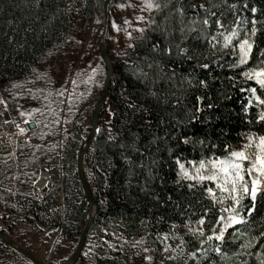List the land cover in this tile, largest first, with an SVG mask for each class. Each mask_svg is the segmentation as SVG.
<instances>
[{
    "label": "trees",
    "instance_id": "obj_1",
    "mask_svg": "<svg viewBox=\"0 0 264 264\" xmlns=\"http://www.w3.org/2000/svg\"><path fill=\"white\" fill-rule=\"evenodd\" d=\"M131 1L109 0V6ZM105 2L0 0V82L29 74L48 51L68 39L77 25L101 11ZM164 3L168 7L156 10L150 20L154 23L131 43L134 47L114 61L101 115L107 120L100 117L99 131L85 155L87 181L97 207L87 237L95 236L101 243L92 264H259L260 257L255 254L259 244L239 249L241 241L236 237L241 231L245 237L264 231V194L256 204L246 202L245 209L251 206L253 211L242 212L245 223L223 242H206V252L199 253L196 250L204 238L188 229L196 227L204 209H209L203 225L207 235L220 208L211 203L201 187L189 189L190 182L176 183L172 157L199 160L213 153L225 156V145L232 150L242 145L246 134H264V122L257 123L258 107L252 104L245 115L248 94L240 91L257 86L239 75L264 59V0ZM229 4L236 7L230 9ZM181 5L183 16L175 11ZM193 5L207 9L198 13L201 21L209 19L207 28L203 23H193L196 18L187 14ZM251 8L257 11L252 13ZM221 14L225 18L222 22L228 24V29L219 30L224 34L235 26L232 22L237 17L245 23L256 21L258 32L248 65L232 68L234 59L213 51L209 39L217 34L215 20ZM153 45L158 46L155 51ZM165 48H171L170 55L165 54ZM180 48L185 51L181 53ZM201 80L205 85L199 84ZM185 138L188 144L182 142ZM84 141L82 126L72 124L63 141L59 166L53 171V182L60 183L61 195L59 189H53L46 199L62 206L60 231L65 240L80 233L87 220L88 207L77 174V156ZM12 218L3 216L1 221L10 229ZM0 233L7 236L2 228ZM215 243L220 244L224 255L211 250ZM237 249L244 254L233 255ZM0 252L30 264L2 243ZM190 253H196L198 259ZM144 256L152 259L145 261Z\"/></svg>",
    "mask_w": 264,
    "mask_h": 264
},
{
    "label": "rangeland",
    "instance_id": "obj_2",
    "mask_svg": "<svg viewBox=\"0 0 264 264\" xmlns=\"http://www.w3.org/2000/svg\"><path fill=\"white\" fill-rule=\"evenodd\" d=\"M120 4H124L125 7L118 8L117 4L108 5L106 10L104 7L101 11L95 12L88 22L77 25L68 39L61 46L48 51L43 61L33 67L26 76L0 82V100L6 102V106L0 104V134L5 132L13 137V126L5 123L6 120L10 121L13 118L22 124H25L23 121L27 119L28 125L32 127L27 141L0 147V155L14 152L11 165L21 162L20 167L11 168L13 174L17 176L15 184L13 182L11 187L15 185L17 194L32 195L40 177L41 166L52 168L53 180V171L59 166L63 141L70 132L72 124L81 125L84 140L88 139L91 130V114L102 93L107 75L101 60L103 48L110 62L114 63L129 50L130 43L141 37L142 33L134 29L137 27L145 29L156 12V10L141 11L143 0ZM137 15L143 16L144 21L137 22L135 20ZM125 19L130 21V25L124 24ZM239 19L244 22L241 17ZM113 21L119 26L120 31L112 29ZM234 27L240 29V38H242L243 31L250 30L251 23L235 24ZM124 29L131 32V39L128 38ZM220 39L222 43V38ZM235 42L234 40L233 43ZM221 43L212 45L215 54L234 59L230 54L231 48L222 47ZM93 68L97 69V72L93 79L89 80L88 77L93 75ZM243 79L254 83L245 77ZM72 80L76 81L75 86L71 83ZM247 94L249 99V93ZM253 104H255L254 101ZM257 107L259 112L264 108V106ZM34 109L37 111H33ZM21 111L26 115L21 117ZM100 117L104 121L107 120L106 115ZM244 143H246V136L243 138L242 144ZM240 147L233 146L232 149L239 150ZM8 178L9 173L4 175L1 183L3 188L9 187ZM54 183L60 186L59 195H61L60 183L55 181ZM208 185L213 186L210 182ZM51 192L52 190L48 192L47 197ZM247 201H249L247 198L243 201L244 208L241 209V214ZM251 203L254 204V202ZM230 204L231 201L225 199L222 204L216 205L223 209ZM34 212L33 215L30 214L24 218H12L9 229L2 223L1 218L11 214L0 207V228L5 230L6 237L43 263H66L77 246L80 233L75 234L72 240L61 238L60 227L63 224L61 205L55 206L46 200L45 207L38 208ZM215 231L218 232L219 228ZM99 244L101 243L97 237H86L83 251L75 264H92V256L99 252L97 249ZM1 254L0 252V264H26L17 258Z\"/></svg>",
    "mask_w": 264,
    "mask_h": 264
},
{
    "label": "snow or ice",
    "instance_id": "obj_3",
    "mask_svg": "<svg viewBox=\"0 0 264 264\" xmlns=\"http://www.w3.org/2000/svg\"><path fill=\"white\" fill-rule=\"evenodd\" d=\"M171 0H169V3ZM131 7V5H129ZM230 9L236 7L235 4L227 5ZM116 7L123 8L124 4H117ZM162 7H168L167 3H164V0H143L141 11L147 10H161ZM200 10L207 11L204 5L199 6ZM175 11L183 16L185 14L183 6L176 7ZM250 11L255 13L256 8H251ZM192 13H197V8L195 5L192 7ZM215 15V13H211ZM225 18L223 14L220 17L216 18L215 24L217 28V35L209 39V43L215 46L217 43H222L221 46L225 48H231V55L234 57V62L230 65L232 68H238L249 64L250 59L252 58L253 49L255 46L254 37H256L258 29L256 26V21L252 20L250 30H244L241 37V31L238 27H233L228 31V34L225 35L224 32L219 31L220 29H228V24L222 22ZM137 22H143L144 17L137 15L135 16ZM193 23H203L205 28L210 25L208 18H204L202 21L197 17L196 20L192 21ZM99 23V21H97ZM149 23H154V21H149ZM234 24L244 23L237 17ZM125 25H130L128 19L124 20ZM111 27L115 31H120L119 26L113 21ZM137 32L143 33L144 28H135ZM195 31V29H192ZM126 35L129 39L132 38L131 32H128L124 29ZM183 31V30H182ZM236 41L233 43V41ZM129 48H133V44L128 45ZM157 45H153V50L155 51ZM171 48H165V54H171ZM179 51L183 53L185 50L180 48ZM151 67V65H149ZM201 67L207 68L208 64H202ZM97 69H92V76H89L88 79L92 80ZM141 75L146 76V73H141ZM239 75L245 77L248 81H253L254 84L258 87H249L247 89L241 88V92L247 91L249 93V99L247 104L244 106L243 111L245 115L248 114L249 106L253 104V101L257 106H264V60H260L259 64L256 67H249L242 70ZM71 83L75 86L76 81L72 80ZM200 85H205V81H199ZM15 86V85H14ZM259 89V94H258ZM63 95V93H59ZM71 95V94H69ZM200 98L197 97V100ZM0 104H5L4 100H0ZM130 108L133 105H128ZM37 111V110H33ZM195 111H200L197 107ZM111 115V112H109ZM26 113L21 111L20 116H25ZM30 115V113L28 114ZM25 124H29V120L23 121ZM264 122V108L258 113L257 123ZM9 123V121H5ZM19 132L23 134L27 129L20 127ZM99 131V129H97ZM184 144L189 143V139L185 138L182 141ZM202 143V142H201ZM212 147H215L213 145ZM223 151L226 153L225 156H217L214 153L208 156H203L199 160H192L183 158L181 156L172 157L173 162L176 167L177 181L179 184L181 181L190 182L187 184L189 189L195 187H201L206 193L207 198L215 206L216 204H222L225 199L231 201L230 206L224 207L223 209H217L221 214L216 216V223L212 229L209 230V233L206 235L203 225L205 224V218L209 213V209H204L203 214L196 221V227L189 228L188 231L194 236L203 237L204 239L200 240L201 247L196 251L199 253H205L206 249L204 245L206 242H221L224 239V234L231 228L236 225L245 223L244 218L241 216V209L244 208L243 201L247 198L251 202L257 200L258 194H264V135L256 134H246V143L242 144L239 150L229 149L228 145H225ZM187 165V166H186ZM209 182L213 186H208ZM246 212L253 211L252 207L249 206L247 209H244ZM218 226L219 231H215ZM237 240H240L239 249H250L254 248L259 244V251L255 254L260 257L259 264H264V231H260L258 235L249 234L248 237H245L244 232H239L236 237ZM163 240H167V235L163 237ZM237 249L233 255H243ZM166 251L167 248L165 247ZM211 250L214 251L217 255H224L222 248L219 243H215L211 246ZM145 252L148 249H144ZM251 255V252L247 253ZM192 258L198 259L196 253L189 254ZM152 257L144 256L145 261H150ZM172 259V257H168ZM246 264V262H242Z\"/></svg>",
    "mask_w": 264,
    "mask_h": 264
},
{
    "label": "water",
    "instance_id": "obj_4",
    "mask_svg": "<svg viewBox=\"0 0 264 264\" xmlns=\"http://www.w3.org/2000/svg\"><path fill=\"white\" fill-rule=\"evenodd\" d=\"M109 5V0H106L105 2V10L107 9ZM199 9H197V13H192V10H188L187 14L189 16H194L196 19L198 17ZM101 60L105 66L107 75L105 78V82L102 88V93L99 97V100L97 104L95 105L92 114H91V130L88 139L83 143L81 146L78 156H77V174H78V181L83 193V196L85 198V201L87 203L88 207V214H87V220L80 232V236L78 239L77 246L70 257V259L64 263V264H75L77 260L79 259L83 248L85 244V240L87 237V232L96 216L97 207L96 202L93 196V193L89 187L87 176H86V163H85V155L87 151L89 150L93 140L95 139L97 135V129L99 127V120L102 112L105 109L107 99H108V90L112 78V65L113 63L110 62V60L107 57L106 51L103 48L102 54H101ZM32 128V127H31ZM261 196V195H260ZM259 196V198H260ZM254 202L257 203L258 199ZM242 225V224H241ZM238 227V226H237ZM237 227L229 229L226 234L227 236L231 234L232 231H234ZM226 236V237H227ZM0 243L8 247L9 249L15 251L20 256H22L26 261H28L31 264H45L42 261H40L38 258H36L34 255H32L29 251L23 249L20 247L17 243H15L13 240L9 239L8 237L4 236L0 233Z\"/></svg>",
    "mask_w": 264,
    "mask_h": 264
},
{
    "label": "built area",
    "instance_id": "obj_5",
    "mask_svg": "<svg viewBox=\"0 0 264 264\" xmlns=\"http://www.w3.org/2000/svg\"><path fill=\"white\" fill-rule=\"evenodd\" d=\"M13 126V137L5 132L0 134V147L11 146L27 141L31 134V127L28 124H22L16 118L9 121ZM27 129L23 134L19 132V128ZM11 155L14 154L10 153ZM4 162L3 158H0ZM40 177L35 184L32 195H20L16 192L4 193L0 191V207L8 210L15 219L24 218L30 214H34L35 210L45 207L47 194L50 190L59 189L60 186L55 184L52 180V168L49 166L40 167ZM34 210V211H33Z\"/></svg>",
    "mask_w": 264,
    "mask_h": 264
},
{
    "label": "crops",
    "instance_id": "obj_6",
    "mask_svg": "<svg viewBox=\"0 0 264 264\" xmlns=\"http://www.w3.org/2000/svg\"><path fill=\"white\" fill-rule=\"evenodd\" d=\"M11 157H12V155L9 154V153L8 154H4V155H0V158H3V160H4V162H2L0 160V191L4 192V193H6V192L9 193L11 191L16 192V190H17L15 185L13 187H11L13 182L15 184V181H16V178H17L15 173L13 174V171H12L11 168L15 167V166L17 168L20 167L21 166V162L19 161V163H17L16 165L13 166V165H11V159H12ZM7 173H9L8 181H9L10 184H9L8 188H5V187L3 188L1 183H2V181L4 179V175L7 174Z\"/></svg>",
    "mask_w": 264,
    "mask_h": 264
},
{
    "label": "bare ground",
    "instance_id": "obj_7",
    "mask_svg": "<svg viewBox=\"0 0 264 264\" xmlns=\"http://www.w3.org/2000/svg\"><path fill=\"white\" fill-rule=\"evenodd\" d=\"M260 195H261V194H258V197H257V198H259ZM240 225H241V224H240ZM237 226H239V225H236V226H234L233 228H235V227H237ZM225 236H227L226 233L224 234V238H226Z\"/></svg>",
    "mask_w": 264,
    "mask_h": 264
}]
</instances>
